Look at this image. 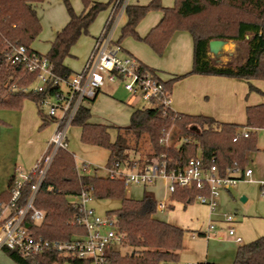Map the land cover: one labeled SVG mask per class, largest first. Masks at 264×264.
I'll use <instances>...</instances> for the list:
<instances>
[{"label": "trees", "instance_id": "trees-1", "mask_svg": "<svg viewBox=\"0 0 264 264\" xmlns=\"http://www.w3.org/2000/svg\"><path fill=\"white\" fill-rule=\"evenodd\" d=\"M43 0H0V109L18 110L25 100L39 105L43 98L31 92H21L32 86L35 74H29L22 66L10 65L5 54L12 46H23L30 52V43L40 32V25L32 4ZM102 4L94 0H80L82 11L76 14L68 0H63L68 22L58 31L50 44L47 60L54 73L66 78L73 73L64 65L71 48L79 38L88 32L91 23L101 11L113 4ZM116 6L105 28L109 29L117 15ZM150 11L161 13V19L144 37L135 31L141 19ZM126 23L120 37L110 43L119 53L132 57L120 47V41L133 36L137 41L147 44L158 56L175 32H187L192 40V67L184 75L164 81L171 95L175 82L189 75L216 76L240 79L247 83L248 93L256 92L264 97V92L251 84L253 80L264 81V0H174L171 8H164L160 0H151L148 5L129 4L125 10ZM232 41L245 44V61L237 66H215L208 55L210 41ZM36 53V52H34ZM39 55L38 53H36ZM42 56V55H40ZM135 59V58H134ZM136 60V59H135ZM137 62L141 72L154 74L155 71ZM41 119L40 130L53 123V119L37 109ZM245 125L222 123L203 115H187L158 106L134 109L126 127H117L114 141H110V127L89 122L90 112L86 107L79 109L73 125L81 129V142L104 148L108 152V165L117 161L125 166L132 162L149 164L166 160L167 167L182 168L189 159L200 158L205 168L215 166L218 174L225 177L234 164L243 172L248 167V156L258 150V130L264 128V103L245 108ZM176 128L175 142L178 146L167 147L164 143L170 127ZM243 129L247 138L233 142L236 134ZM148 145V158L132 160L130 151L136 150L139 142ZM199 153V156L197 155ZM132 161V162H131ZM36 174L21 189L20 203H24L35 183ZM15 175L9 180L3 196L6 201L14 187ZM124 184L119 178L89 176L79 173L72 155L67 150H58L36 194L34 206L44 213L40 224L29 223L33 235L41 236L50 242H65L72 236L83 233L73 225L78 210L70 198L82 191L91 190L93 199H117L119 208L107 212L105 217L113 220L119 234L123 236L120 246L130 248L131 254L122 255L113 251L108 264H167L178 260L185 230L154 218L156 201L144 195L140 200L124 196ZM205 191L190 188H177L171 200L190 205ZM15 264H90L55 251L44 252L34 258H24L15 251L3 250ZM231 264H264V236L238 247Z\"/></svg>", "mask_w": 264, "mask_h": 264}, {"label": "rangeland", "instance_id": "rangeland-1", "mask_svg": "<svg viewBox=\"0 0 264 264\" xmlns=\"http://www.w3.org/2000/svg\"><path fill=\"white\" fill-rule=\"evenodd\" d=\"M102 4H108L110 0H94ZM116 0L113 1V3ZM70 6L76 14H80L83 7L80 0H68ZM151 0H131V4L145 6L148 5ZM160 4L164 8H171L174 5V0H160ZM33 9L36 12V17L40 25V32L37 37L30 43L29 48L38 53L39 55L46 56L49 51L50 44L54 40V37L58 31L65 27L68 22V16L63 0H43L40 3L32 4ZM109 14V7L104 11L98 13L94 21L91 23L88 32L83 34L76 44L71 48L70 55L64 60V65L72 72L77 73L83 69L86 63L95 41L100 37L105 21ZM161 19V13L158 11L148 12L138 23L135 31L139 37L146 35L151 28L155 27ZM126 23V16L121 15L118 28L116 31V37L119 38L121 29ZM176 33V32H175ZM169 38L162 55H156L150 47L137 41L133 36L129 35L121 39L120 46L127 51L131 56L135 54L140 55L153 64L157 62L171 61L174 59L175 54H170L171 51L177 50L174 46V34ZM174 41V42H173ZM192 46V45H190ZM184 49V48H180ZM189 56L192 54V47L188 49ZM121 57H127L119 53ZM247 55V48L245 44L239 42L227 41L223 51L218 55H210V59L214 65L220 66H237L242 64ZM133 57V56H132ZM148 57V58H147ZM156 72V71H155ZM159 74V73H158ZM164 81H168L171 75L159 74ZM240 80V79H238ZM240 82V81H239ZM251 84L257 87L260 91H264V81L253 80ZM43 86L42 84H38ZM238 86L236 89L237 99H239L238 106L234 108L233 114L228 117L232 124L245 125V107L252 105L251 103L264 102V97L256 92L248 93L247 83L241 81L236 83ZM62 89L66 88L62 86ZM235 97V96H234ZM191 99H198V94L191 96ZM201 103H206L211 97L206 100L204 97H200ZM214 99H220L221 97H214ZM115 101L120 105L119 108L114 107L111 101ZM112 101V102H113ZM237 102V101H236ZM198 103V102H195ZM89 103H86L87 106ZM199 104V103H198ZM122 106V107H121ZM23 109L20 111L0 109V120L4 123H0V173L3 170L8 169L12 171L13 163H15V177L20 175L26 176L34 168L35 162H29V157L33 154L32 150H37L39 153L41 149V156L38 160L47 152L49 141L54 134V124L50 123L45 128L39 130V137L35 140L36 144L40 141V147L36 148L32 145L30 147L18 148L19 136L20 141H27L32 139L34 133L36 134L35 123L29 118L30 113L36 120L35 110L39 109L46 115L47 108L43 105H35L32 102L24 101L22 104ZM147 107L138 96H133L127 93L122 83H115L107 85L103 91L97 96L93 103L89 104L91 111L90 122L92 124L105 125L110 127V141H114L116 136L117 127H126L129 124L130 112L133 109H140ZM26 110V111H24ZM24 114V115H23ZM26 118V119H25ZM36 129L26 136H21L22 131L26 128ZM81 129L78 125H71L66 131V150L72 155L75 168L80 170L82 165L88 166V171L84 175L107 177L108 176V152L104 148L88 145L81 142ZM176 128L171 126L165 137V145L172 147L173 143L175 147L178 146V142H175ZM30 139V140H31ZM29 141V140H28ZM32 141V140H31ZM33 144V143H30ZM264 147V135L258 132L257 148L262 149ZM29 148V149H27ZM43 149V150H42ZM149 149L146 142L141 141L136 147V150L130 151L129 156L132 160H138L148 158ZM40 155V154H39ZM199 156V153L197 154ZM12 160L14 161L12 163ZM253 170L259 174H263L264 170V155L259 156L258 161L254 164H250ZM123 172H126L124 169ZM264 175V174H263ZM261 188L258 182L255 181H240L234 189L231 190V195H221L217 199V208L214 212L210 213L208 209L197 202L186 205L184 208L180 204H172L174 209H167L165 212L156 211L154 218L175 225L185 230L182 248L179 251L178 260L176 262H170L167 264H197L199 261H204L203 258L208 254L209 259L214 258L223 264H231L234 261L237 245H245L249 242L243 238L241 244H236L232 238L224 237L219 238L217 234L210 233V237L199 236L198 233L206 232L208 226V220L221 219L224 215H236L239 218L251 217L260 215L264 217V196L262 197ZM144 195L150 196L156 202L162 199L161 192L155 188H142L136 186H128L124 188V196L132 200H140ZM245 198V202L241 201V198ZM168 203H170L168 201ZM120 202L117 199H93L88 207L93 210L95 215L99 217H105L107 212L119 208ZM235 216V217H236ZM225 232V231H224ZM114 249L122 255H128L132 253L130 248L123 245H115ZM226 252L230 253V258H226ZM0 264H15L4 253L0 251ZM63 264H69L64 262Z\"/></svg>", "mask_w": 264, "mask_h": 264}, {"label": "built area", "instance_id": "built-area-1", "mask_svg": "<svg viewBox=\"0 0 264 264\" xmlns=\"http://www.w3.org/2000/svg\"><path fill=\"white\" fill-rule=\"evenodd\" d=\"M130 3L131 0H116L112 4V14L117 5L119 9L111 27L104 28L95 41L83 69L69 77L57 76L46 57L30 52L23 46H12L6 52L5 61L8 64L22 66L29 74L36 75L34 84L28 89H22L21 92H31L43 97L39 105L47 108L46 115L53 119L55 131L49 141L47 152L36 162L30 173L15 177L8 200L0 203V251H15L24 258H34L44 252L55 251L78 260L89 261L90 264H108L111 253L115 251L114 246L120 245L123 236L118 233L113 220L95 215L88 207L93 200L90 189L70 198L71 204L78 210L73 225L81 228L83 233L74 235L65 242H50L41 236L33 235L28 224H40L44 219V213L34 206V200L56 152L66 149L67 129L73 124L79 109L85 108L86 103L93 101L106 84L122 83L127 93L138 96L147 106L171 110V95L159 74L141 72L134 58L121 57L117 48H110L113 32ZM62 86L66 89L63 90ZM258 132L264 134V128ZM241 137L247 138L248 131L243 129L236 134L233 142ZM167 164L168 161L164 159L146 165L133 161L131 166L112 161L108 166L107 177L121 179L125 188L151 187L161 180L165 183V192L169 197L177 188L195 186L197 190L206 192L198 195L195 202L205 206L210 213L216 210L217 199L221 193L231 190L240 181H252L250 179L252 170L245 169L240 172L236 164L228 170L225 177L219 176L215 166L205 168L200 158L189 159L182 168L169 169ZM88 169V166L83 164L78 172L85 174ZM124 169L126 172H123ZM36 172L37 178L31 186L30 195L21 204L22 186L29 182ZM167 209L168 200L156 203L158 212L162 213ZM220 222L224 227L209 222L203 236L208 238L210 233L218 235L225 231L235 243H242L233 227L234 215H224Z\"/></svg>", "mask_w": 264, "mask_h": 264}, {"label": "crops", "instance_id": "crops-1", "mask_svg": "<svg viewBox=\"0 0 264 264\" xmlns=\"http://www.w3.org/2000/svg\"><path fill=\"white\" fill-rule=\"evenodd\" d=\"M111 14H112V5L109 6V14H108L106 21L110 18ZM106 21H105V23H106ZM104 28H105V24H104V27L102 30H104ZM117 28H118V25L115 28L113 35H112V41L113 42H115L118 39L116 37ZM142 36L144 37V35H142ZM173 36L175 37L174 38L175 42L173 41L174 46H175V48H177V50L171 51L169 53V55L172 53L175 54L174 59H172L171 61L166 60L165 62H161V63L157 62V64L156 63L153 64L151 61H149L146 58H144L140 55H137L135 53L132 56L136 60H138L139 62L143 63L144 65H146L149 68L156 71V73L171 75L170 79H172L176 76H181V75L187 74L191 70V67H192V54L190 57L189 52H188V49L189 48L191 49V47H192V46H190V45H192L191 36L187 32H176ZM181 47L184 49H180ZM209 58H210V55H209ZM216 66L221 67L220 65H216ZM159 76L162 79V76L161 75H159ZM162 80L164 81V79H162ZM239 81L241 82L242 80L233 79V78H225V77H216V76L189 75V76H187L183 79H180L174 83V85L172 87V91H171V96H170L171 110L175 113H182V114H187V115H203V116L211 117L218 122L230 123L231 121L227 118L233 114L232 112L234 111L235 106L236 105L238 106V104H239V99L236 98L237 95L235 93L236 89H238L237 88L238 86H235V85H236V83H240ZM107 85H110V84H106L100 90L99 94L103 91V89ZM262 92H264V91H262ZM197 94H198V99H195V101H194V99H191V96H193V95L195 96ZM97 96H96V98H97ZM218 96L221 97V100L220 99H217V100L214 99V97H218ZM200 97H204L206 100H208V98L211 97V99H209L206 103H201L200 99H199ZM95 99L93 101H91L90 103H93L95 101ZM26 101H28V100H25V102ZM112 101H111V104L114 105V107H117V108L120 107L121 104H119L115 101H113V102ZM29 102H31V101H29ZM195 102H198L199 104L195 103ZM261 103H264V102H261ZM89 104L85 107L87 109H89V112H90L89 122H90L91 111L89 108ZM251 104L257 105L260 103L253 102ZM246 107H247V105H246ZM22 109H23V107L21 106L20 109L15 110V111H20ZM133 110L130 112V115L133 112ZM24 111H26V110H24ZM35 111H36L35 112L36 120L31 115V113H30L29 118L31 119V121H33V123H35V128L37 130L36 129L32 130V129L27 127L24 131H22L21 136H26V135H28V133L30 136L31 132L34 133L33 131H35V130H36V134L34 133V136H32V139L31 138L28 139L29 141L27 140V141H23V142L20 141V136H19L18 148L25 147V146L30 147L32 145L35 146V144H36V142H34L35 140H33V139H37V137H39V130H40L39 128L41 125V119L38 116L37 109ZM0 123L3 124L4 122L2 120H0ZM54 128H55V126H54ZM262 135H264V134L262 133ZM30 143H33V144H30ZM40 145L43 146L42 144H40V141H38V143L36 144V148H37V146H38V148H42V147H40ZM27 149H29V148H27ZM32 152H33V154L30 155L29 162L34 161L36 164L39 156H41V153L43 151L41 152V149H40V151L38 153L37 150L33 149ZM260 154L264 155V147L261 150L258 149L256 152L251 153L248 156V167H247V169L252 170V174L250 176V179L253 182L254 181L256 183L258 182V184L260 185V188H261V192H263V194H262V197H263L264 196V175H263L264 170H263V174H261V173L257 174L253 170L252 166H250V164H254L255 161L256 162L258 161ZM13 162L14 161L12 160V163ZM14 172H15V163H13L12 171L11 170L8 171V169L5 168V170H3V172L0 173V203L6 202V199L4 198L5 196H3V195L7 190V185H8L9 180L12 178V176L15 175ZM261 182L263 183L262 185H261ZM146 188L159 189V191L161 192V195H162V199H160L159 201L168 200L170 202V203H168V209H174V206L172 205L174 203L180 204L184 208L186 207V205L170 199L169 195L165 192V183L161 180H158L155 185H153L151 187H146ZM234 188H232V189H234ZM231 190H229L227 192H223V193H221V195H223V196L229 195L230 196ZM243 199H244V201H242V202H245V198H243ZM205 209H207V208L205 207ZM209 222H214L218 227H224V225L221 224L220 219L210 218L208 220V223ZM233 227L235 229L236 235L242 239V242H243V238H245L246 241L250 243V242L264 236V217H262L260 215H255V216H251V217L239 218L236 216ZM203 234H204V232L198 233L199 236H201ZM218 236H219V238L227 237V235L224 231H222L220 234H218ZM236 244H238V243H236ZM240 246H242V245H237L236 251H237L238 247H240ZM1 252L4 253L2 250H1ZM229 256H230V253L228 254L226 252L227 260H228V258H230ZM203 260L204 261L197 262V264H223V262L218 261V259H214V258L209 259L208 254L203 258Z\"/></svg>", "mask_w": 264, "mask_h": 264}, {"label": "water", "instance_id": "water-1", "mask_svg": "<svg viewBox=\"0 0 264 264\" xmlns=\"http://www.w3.org/2000/svg\"><path fill=\"white\" fill-rule=\"evenodd\" d=\"M227 41L213 40L210 41L207 45L208 55H218L223 51V48L226 46ZM216 66V65H215ZM241 201H244L242 198Z\"/></svg>", "mask_w": 264, "mask_h": 264}]
</instances>
